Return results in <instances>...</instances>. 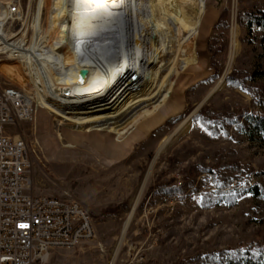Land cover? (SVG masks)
<instances>
[{
  "label": "rangeland",
  "instance_id": "rangeland-1",
  "mask_svg": "<svg viewBox=\"0 0 264 264\" xmlns=\"http://www.w3.org/2000/svg\"><path fill=\"white\" fill-rule=\"evenodd\" d=\"M183 1L172 5L180 8ZM49 2L0 0L19 13L4 27L7 38H25L30 48L33 16L42 6L44 36ZM206 2L200 61L177 80L169 77L171 102L122 143L106 133H78L41 110L28 69L10 53L0 54V85L35 104L32 121L21 126L31 150L33 194L75 201L95 225L92 242L52 250L45 264H195L197 257L249 250L264 260V27L247 16L264 12V0ZM124 10L131 13V1ZM154 17L161 20L163 13L156 10ZM124 49L131 53V46ZM156 58L154 70L167 56ZM203 109L215 118H198ZM244 113V123L227 122L226 116Z\"/></svg>",
  "mask_w": 264,
  "mask_h": 264
},
{
  "label": "bare ground",
  "instance_id": "bare-ground-1",
  "mask_svg": "<svg viewBox=\"0 0 264 264\" xmlns=\"http://www.w3.org/2000/svg\"><path fill=\"white\" fill-rule=\"evenodd\" d=\"M130 1L128 13L124 8ZM173 1L179 0H50L44 36L39 21L42 6L38 5L33 16L30 48H25V38H7L4 27L9 20H18L19 13L0 5V54L10 53L9 58H18L28 69L41 110L67 122L78 133H106L122 143L171 102L173 82L169 77L177 80L200 61L197 43L204 30L207 2L182 0L177 8ZM156 10L163 13L161 20L154 17ZM146 25L150 31L144 30ZM125 46H131L130 54L124 51ZM153 49L157 56H167L155 70ZM82 69L88 72L85 80L79 76ZM147 104L153 105L152 109H141L136 115L135 111ZM150 172L151 168L140 193Z\"/></svg>",
  "mask_w": 264,
  "mask_h": 264
},
{
  "label": "built area",
  "instance_id": "built-area-1",
  "mask_svg": "<svg viewBox=\"0 0 264 264\" xmlns=\"http://www.w3.org/2000/svg\"><path fill=\"white\" fill-rule=\"evenodd\" d=\"M34 110L22 91L0 85V264H45L52 250L96 236L79 203L32 192L31 150L21 126L32 121Z\"/></svg>",
  "mask_w": 264,
  "mask_h": 264
},
{
  "label": "trees",
  "instance_id": "trees-1",
  "mask_svg": "<svg viewBox=\"0 0 264 264\" xmlns=\"http://www.w3.org/2000/svg\"><path fill=\"white\" fill-rule=\"evenodd\" d=\"M245 16H246V14H245ZM247 16L250 17L251 23L256 22V23H258L264 27V12L260 11V12H255V13H247ZM220 22L221 21H219L218 25H220ZM208 51H209V54L211 56H214L217 54V51L213 47L212 43H209ZM229 80L233 83H236V85L239 86L238 82H235L236 80H234V78L232 76L229 77ZM246 115H247L246 113L238 115V118H236V119H235V115L226 116L227 122L229 124H232V125L239 124L242 121L244 123L245 120H243V119L246 117ZM197 116H198V118H201V119L207 120V121H209V119H211V118L212 119L215 118V114L209 110H206V109L201 110ZM181 117H183V115L169 120L168 124L169 123L171 124L177 120H180ZM257 117H259V115H257ZM262 121H264V119H262ZM237 169L239 171H241V169L239 167H237ZM209 173H210V171H209ZM218 186H227V185L226 184H218ZM254 189H256V188L254 187ZM223 257H225V258H223ZM191 261H194L195 264H264V260L262 258H260V256H257L256 254L252 253L250 250L246 251V252L238 251V252H234V253H232V252H220V253H215L213 255L207 256L205 258L197 257Z\"/></svg>",
  "mask_w": 264,
  "mask_h": 264
},
{
  "label": "water",
  "instance_id": "water-1",
  "mask_svg": "<svg viewBox=\"0 0 264 264\" xmlns=\"http://www.w3.org/2000/svg\"><path fill=\"white\" fill-rule=\"evenodd\" d=\"M88 72L85 69L79 71V76L81 80H85L87 78Z\"/></svg>",
  "mask_w": 264,
  "mask_h": 264
}]
</instances>
